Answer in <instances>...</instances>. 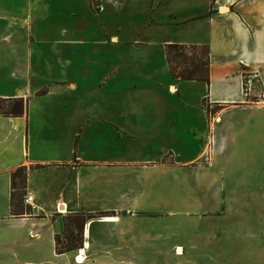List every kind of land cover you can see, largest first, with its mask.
I'll list each match as a JSON object with an SVG mask.
<instances>
[{
  "label": "crops",
  "instance_id": "obj_1",
  "mask_svg": "<svg viewBox=\"0 0 264 264\" xmlns=\"http://www.w3.org/2000/svg\"><path fill=\"white\" fill-rule=\"evenodd\" d=\"M97 2L0 0V96L26 101L0 115V264H264V0ZM168 43L207 46L209 83Z\"/></svg>",
  "mask_w": 264,
  "mask_h": 264
},
{
  "label": "trees",
  "instance_id": "obj_2",
  "mask_svg": "<svg viewBox=\"0 0 264 264\" xmlns=\"http://www.w3.org/2000/svg\"><path fill=\"white\" fill-rule=\"evenodd\" d=\"M165 57L172 77L186 80H201L209 83V54L205 45L168 43L165 44ZM208 113L219 106L210 107L204 102ZM26 101L23 98H4L0 96V115L19 116L25 113ZM26 166L17 167L11 173L10 207L12 214L25 212L19 205L25 194ZM90 214L69 213L63 216V238L56 236L58 252L70 251L81 246L84 222Z\"/></svg>",
  "mask_w": 264,
  "mask_h": 264
},
{
  "label": "built area",
  "instance_id": "obj_3",
  "mask_svg": "<svg viewBox=\"0 0 264 264\" xmlns=\"http://www.w3.org/2000/svg\"><path fill=\"white\" fill-rule=\"evenodd\" d=\"M91 4L92 5L94 4V6L97 7V4H95V2L92 1ZM242 87H243L244 94L245 95H248V93L250 91L251 83L248 80L247 81H244ZM25 202L26 203H31V205H32V197L30 195H26ZM58 212H61V210H58ZM79 250L80 249H78V252H79L78 255L75 257V260L77 262H79L78 257L81 256V254H82L81 251H79ZM81 260H82V257H81Z\"/></svg>",
  "mask_w": 264,
  "mask_h": 264
},
{
  "label": "rangeland",
  "instance_id": "obj_4",
  "mask_svg": "<svg viewBox=\"0 0 264 264\" xmlns=\"http://www.w3.org/2000/svg\"><path fill=\"white\" fill-rule=\"evenodd\" d=\"M92 1L95 2V4H97V7H98V2H97V0H90V3H91ZM91 6H92V8H93L94 10H96L97 7H95L94 4H93V5L91 4ZM26 195H28V194L25 192V194L21 196V201L19 202V205L22 207V209H23V211H24L25 213H26V212L28 213V212H31V211H30L31 203H26V202H25V197H26ZM62 238H63V235H62Z\"/></svg>",
  "mask_w": 264,
  "mask_h": 264
},
{
  "label": "bare ground",
  "instance_id": "obj_5",
  "mask_svg": "<svg viewBox=\"0 0 264 264\" xmlns=\"http://www.w3.org/2000/svg\"><path fill=\"white\" fill-rule=\"evenodd\" d=\"M62 211V210H61Z\"/></svg>",
  "mask_w": 264,
  "mask_h": 264
}]
</instances>
